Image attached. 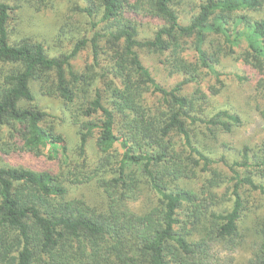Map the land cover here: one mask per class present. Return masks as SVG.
<instances>
[{
    "label": "trees",
    "instance_id": "1",
    "mask_svg": "<svg viewBox=\"0 0 264 264\" xmlns=\"http://www.w3.org/2000/svg\"><path fill=\"white\" fill-rule=\"evenodd\" d=\"M20 1L0 0V264H264V0H85L93 38H73L61 57L11 33ZM146 20L157 22L151 38L141 37ZM88 44L100 75L71 63ZM141 51L183 79L160 83ZM229 57L238 67L223 64ZM205 76L257 92L262 129L241 148L223 137L243 119L212 102L219 89H205ZM34 83L63 102L82 158L98 132L105 156L83 179L36 167L66 147ZM20 153L32 159L11 162ZM93 180L108 198L104 212L68 196V184ZM146 182L159 204L139 214L127 204ZM249 248L243 263L221 255Z\"/></svg>",
    "mask_w": 264,
    "mask_h": 264
},
{
    "label": "rangeland",
    "instance_id": "2",
    "mask_svg": "<svg viewBox=\"0 0 264 264\" xmlns=\"http://www.w3.org/2000/svg\"><path fill=\"white\" fill-rule=\"evenodd\" d=\"M15 3L12 2L11 4L16 6ZM19 3L20 8L12 14L13 19L10 23L11 33L17 36V38L29 37L42 42L52 57L71 54L77 43H73V38L79 41L93 38L92 20L83 12V8L86 6L85 0H37L34 6L24 0H21ZM148 21L150 20H146V23L141 27L142 38H151L156 31L157 22ZM140 54L144 57L147 66L152 70L160 83L174 86L183 79L179 75H170V71L166 70L163 64L164 57L151 55L146 51H141ZM186 55L191 59L193 51L189 49ZM71 63L75 71L79 73L89 71L92 75L101 74L100 69L95 68L94 70L92 68L94 60L91 44H88ZM223 64L229 67L237 66L234 64L232 57L224 58ZM99 80L100 78L97 77V81ZM210 85L215 86L213 91L219 89V94L212 97V102L221 108L234 107L243 119V124L239 128H236V131L232 135L223 137V141L228 143L233 149L241 148L247 140L255 138L262 129V121L254 110L255 102L258 99L257 92L253 86H245L239 90H234L237 84L230 80L225 81V86L221 87L209 76H205L203 86L205 89H208ZM32 86L38 104L50 113V117L46 120L47 123L53 125L56 131L63 135L66 147V149H63V147L59 148L58 159H50L48 156L38 158L35 160L36 167L38 169H49L53 173L66 174L72 172L79 178L83 175H89L90 171L86 170L93 169L105 156L97 146L98 132H94L90 137L85 157L82 158L80 154L79 127L72 123L71 115L65 110L63 102L58 98L43 96L36 83ZM91 91L93 93L92 89ZM238 96L244 97L240 100ZM0 132L4 140H6L5 137L8 135L7 130L3 129ZM111 153L121 159L123 150L116 143L113 149H111ZM25 155L24 153L15 154V158L11 162L27 163L32 159L30 155L29 157ZM83 160L85 161L84 166L86 168L80 165ZM4 161L7 162L6 160ZM4 161L0 159V164H3ZM110 168H115V163ZM105 176L109 177L111 174L108 173ZM67 189L68 196L71 199H82L99 212H104L108 209V198L99 187L97 180L83 184H68ZM158 204V196L146 182L141 185L140 197L137 200L128 202L127 207L136 213L145 214ZM221 255H232L235 257L237 263H243L251 257V249L249 248L247 251L241 250L235 252V254L222 252Z\"/></svg>",
    "mask_w": 264,
    "mask_h": 264
}]
</instances>
